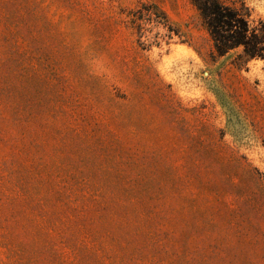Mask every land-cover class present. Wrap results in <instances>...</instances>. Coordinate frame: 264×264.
Here are the masks:
<instances>
[{
	"label": "rangeland",
	"instance_id": "obj_1",
	"mask_svg": "<svg viewBox=\"0 0 264 264\" xmlns=\"http://www.w3.org/2000/svg\"><path fill=\"white\" fill-rule=\"evenodd\" d=\"M0 264H264V59L191 0H0Z\"/></svg>",
	"mask_w": 264,
	"mask_h": 264
},
{
	"label": "trees",
	"instance_id": "obj_2",
	"mask_svg": "<svg viewBox=\"0 0 264 264\" xmlns=\"http://www.w3.org/2000/svg\"><path fill=\"white\" fill-rule=\"evenodd\" d=\"M198 9L219 55L241 47L249 59H264V25L249 23L239 10L219 0H191Z\"/></svg>",
	"mask_w": 264,
	"mask_h": 264
},
{
	"label": "clouds",
	"instance_id": "obj_3",
	"mask_svg": "<svg viewBox=\"0 0 264 264\" xmlns=\"http://www.w3.org/2000/svg\"><path fill=\"white\" fill-rule=\"evenodd\" d=\"M262 3H264V0H261Z\"/></svg>",
	"mask_w": 264,
	"mask_h": 264
}]
</instances>
